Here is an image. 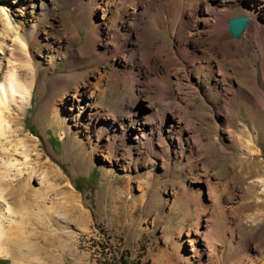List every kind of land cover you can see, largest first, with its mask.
Instances as JSON below:
<instances>
[{"label": "rangeland", "instance_id": "374dc122", "mask_svg": "<svg viewBox=\"0 0 264 264\" xmlns=\"http://www.w3.org/2000/svg\"><path fill=\"white\" fill-rule=\"evenodd\" d=\"M116 1L121 8L115 18L98 10L100 32L79 25L80 41L72 47L80 51L78 62L67 54L54 68L69 73L68 83L81 74L91 81L82 99L61 96L70 126L61 129L45 117L50 76L43 89H32L24 108L12 102L11 130L0 136V258L8 264H248L249 255L264 257V108L231 94V116L222 120L226 112L212 106L205 75L198 91L186 96L188 79L174 75L187 62L174 44L180 22L151 12L145 23L136 21L129 14L134 6ZM26 2L0 0V24L32 11ZM51 14L48 8L42 17ZM91 32L94 43L87 45ZM12 39L1 43L0 65L19 71ZM152 40L170 49L164 51L169 72L156 74L149 63ZM251 47L247 40L246 54ZM38 57L45 60L43 53ZM251 62L258 71L260 61ZM196 75L190 79L198 80ZM232 76L236 86L250 90ZM253 79L264 92V78L256 73ZM93 86L105 93L98 102L90 98ZM163 88L170 92L157 104L150 94ZM52 104L59 107L56 98ZM92 105L102 112L97 123L87 114ZM174 113L182 134L168 131ZM243 127L254 137L249 150L243 148ZM150 128L151 140L142 138ZM20 138L36 144L26 157ZM208 241L215 250L206 248L198 258L196 244Z\"/></svg>", "mask_w": 264, "mask_h": 264}, {"label": "bare ground", "instance_id": "6f19581e", "mask_svg": "<svg viewBox=\"0 0 264 264\" xmlns=\"http://www.w3.org/2000/svg\"><path fill=\"white\" fill-rule=\"evenodd\" d=\"M25 1H27V4H32V11L25 14L21 12L20 20L13 19L11 25L7 21L8 18L2 19V23L0 24V47L1 43L4 42V37L9 35L13 36L12 40L16 48H14L16 53L14 57L12 55L11 58L17 60L20 68L18 71L16 65L10 64V66L6 68H2L0 65L3 71V75H0V136L11 130L8 117L10 111L14 108L12 102L17 101V105L20 108H24L32 89L34 87L39 91L40 89H43L46 80H48V76H50L49 91L46 92L47 96L45 97L49 104V108L45 117L53 123L54 126L60 127L61 129L66 125L70 126L66 120V116L62 113L64 110L63 108L66 106V101L61 96L71 95L73 99L76 100V98H78V100H80L85 92L84 89L90 86L91 81L87 76L81 74L82 78H79V80L76 79V82L68 83L67 78L69 73L56 72L54 68L59 59L66 57L67 54H69V61H72L73 63L78 62L80 51L79 49H74L72 51V47L80 41L79 25H87L93 32H100L102 29L101 21L94 19L95 16H97L96 14L98 10L101 11L105 18L113 19L117 15L118 9L121 8L120 6H117L118 2L116 0ZM128 1L134 7L130 9V12L128 6H123V12L129 11V14L137 19L136 21L143 22L146 17L149 19V13L151 12L157 14L162 13V18H164L165 15V17L180 22V30L176 33L174 44L178 45L177 53L183 55L187 62L185 61L186 65L181 67L183 73H181V70L175 71L174 75L177 79L182 76L188 79L191 88L189 92L186 91V96L188 94L193 95L198 91L200 87L198 83L201 82L199 77L205 75L206 77L208 76L210 80L205 87V91L213 93L212 106L221 109L223 108L226 112L222 120L228 121L231 116V94L236 93V99H244L250 103L257 101L264 108V92L261 91L259 85L253 79L256 73H259L264 78V0H244V5H240L239 1L229 3L227 0ZM137 7L139 8L136 13L134 12L136 11L134 9ZM35 8L39 11L41 10L40 14L42 15L39 16L38 11L34 10ZM48 8L52 11V14L50 15L51 17L43 18L42 16H46ZM238 15L247 16L248 25L244 28L241 34L242 36L240 35L241 37L239 39L233 40L228 32V20L230 17ZM151 18H153V16ZM162 20L163 19H161V22H163ZM125 27L130 30V27L126 25ZM93 34L91 32L86 36L85 44L93 45ZM109 37L110 34L105 37L107 43ZM247 40H250L252 43L249 54H246L248 49ZM154 42L156 41H150L151 49L149 50V53L146 51L148 53L147 57L149 63H151L153 69H155L156 74L160 71L169 72L168 56L164 51L169 50L170 52V49L167 48L165 42L160 46L156 45L157 43L154 44ZM10 45H12V43ZM242 51L244 53L240 54ZM11 52L13 53V50L8 53ZM40 53H43L45 57L44 61H41L38 57L40 56ZM237 54H240V56L238 57ZM256 60L260 61L258 71L254 68L255 63L251 62ZM232 72L237 76L239 81L241 80L247 86L252 85L251 88H249V91L245 90L240 85L236 86L234 84V76H232ZM193 73L194 75L195 73L197 74L196 77L198 80L190 79V77L192 78ZM250 79L252 80L251 82H249ZM166 83L167 81L164 82V84ZM233 87H236L235 91L232 90ZM145 89L148 90L147 88ZM168 92L170 91H168L167 88H163L161 91L156 89L152 90L150 95L154 98L155 103L160 104L162 98ZM180 93L182 92L180 91ZM104 94V90L94 87L90 98L96 100V98L98 99ZM55 98L59 101V107L53 106L52 104ZM95 106L92 105L91 108H89V111H87L92 123H97L98 118L102 114L100 109H97ZM92 107H95L94 111H92ZM112 120H115V117H113ZM134 120L136 119L133 118L130 124H132ZM138 121L143 124L145 119H139ZM168 123L170 128L168 131L176 130L178 133H183L184 128L182 126V120L178 114H171V120ZM84 127L88 130L89 126L85 125ZM96 128L99 127L96 125ZM246 128L243 127V129H241V132L245 133L244 135H248V137L246 136V141H244L243 148L249 150L250 143L253 142L254 137H251V135L249 136V129ZM105 129H107L106 126ZM150 130L151 132L148 134L142 131L140 136L149 140L154 133L152 128H150ZM32 140L33 139H19V142L21 143L20 148L21 151L25 153V157L28 156L29 151L36 146L35 143L31 144L33 146L27 143V141L32 142ZM209 175L211 174H206L205 177L209 178ZM25 187L26 185L24 184L19 188L22 189ZM65 187L68 188L67 185H65ZM67 193L69 195L72 194L70 190ZM194 224L197 225L198 220ZM206 231L210 232L211 229L207 226ZM207 233H205L206 238L210 236L208 235L210 233ZM196 245L197 250L195 254L198 258H200L206 248L210 250V252L215 250L214 245L210 244L209 241L202 244L203 246ZM248 262V264H264V257L257 256L256 254L253 256L249 255Z\"/></svg>", "mask_w": 264, "mask_h": 264}, {"label": "water", "instance_id": "95a60500", "mask_svg": "<svg viewBox=\"0 0 264 264\" xmlns=\"http://www.w3.org/2000/svg\"><path fill=\"white\" fill-rule=\"evenodd\" d=\"M248 25V17L238 15L230 17L228 20V29L231 35L235 38L240 37L244 28Z\"/></svg>", "mask_w": 264, "mask_h": 264}, {"label": "trees", "instance_id": "16d2710c", "mask_svg": "<svg viewBox=\"0 0 264 264\" xmlns=\"http://www.w3.org/2000/svg\"><path fill=\"white\" fill-rule=\"evenodd\" d=\"M0 264H8V259L0 258Z\"/></svg>", "mask_w": 264, "mask_h": 264}]
</instances>
